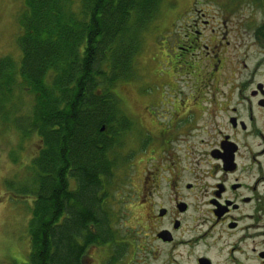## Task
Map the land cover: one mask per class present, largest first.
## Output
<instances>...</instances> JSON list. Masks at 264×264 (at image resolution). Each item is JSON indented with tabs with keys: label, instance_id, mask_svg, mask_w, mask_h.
<instances>
[{
	"label": "trees",
	"instance_id": "16d2710c",
	"mask_svg": "<svg viewBox=\"0 0 264 264\" xmlns=\"http://www.w3.org/2000/svg\"><path fill=\"white\" fill-rule=\"evenodd\" d=\"M23 2L20 60L0 57V133L21 123L18 139L38 138L32 188L18 190L34 195L27 264H83L115 239L111 188L132 125L116 90L136 79L141 34L162 0ZM253 35L264 47V21Z\"/></svg>",
	"mask_w": 264,
	"mask_h": 264
},
{
	"label": "flooded vegetation",
	"instance_id": "af4514ba",
	"mask_svg": "<svg viewBox=\"0 0 264 264\" xmlns=\"http://www.w3.org/2000/svg\"><path fill=\"white\" fill-rule=\"evenodd\" d=\"M195 26L198 30L179 35L187 44L176 47L182 53L172 36L173 54L180 59L198 45L210 48L198 41L203 31ZM203 28L209 41L216 30ZM228 45L227 39L220 42L221 49ZM220 48H211L218 62L210 76L221 63ZM246 61L238 66L248 68ZM261 65L255 63L238 90H206L201 101L194 91L180 99L173 91L178 101L169 121L156 124V131L139 124L151 152L144 193L136 192L135 204L147 212L130 227L132 261L140 252L139 264H264V82L253 80ZM2 254L0 264H7Z\"/></svg>",
	"mask_w": 264,
	"mask_h": 264
},
{
	"label": "rangeland",
	"instance_id": "374dc122",
	"mask_svg": "<svg viewBox=\"0 0 264 264\" xmlns=\"http://www.w3.org/2000/svg\"><path fill=\"white\" fill-rule=\"evenodd\" d=\"M23 9V0H0V57L8 56L15 63L19 62L21 55L17 37L21 32ZM206 20L208 23L203 22ZM263 21L264 0H162L156 18L141 34L136 79L120 83L116 90L132 125L121 152L128 160L117 171L116 181L111 188L115 191L110 200L115 239L109 245L92 246L83 264H106L115 255L114 250L122 256H116L114 261L107 264H139L140 252L132 261L129 236L133 233L130 227L142 220V214L147 212L145 207L135 204V199L136 192L144 193L145 158L151 152L139 124L156 131V124L169 121L174 111L173 105L177 106V99L188 95L190 91H194L193 94L199 96L197 99L201 101L206 90H238L258 61L262 65L253 80L264 82V47L255 41L253 35V31ZM195 24L203 31L198 41L207 42L210 48L198 45L197 49L185 52L187 54L184 53L180 59L173 54L172 36L177 35L174 47L182 53L184 50L176 47L186 48L187 44L179 35L182 36V31L186 33L187 29L193 32ZM203 25L216 30L209 41L204 40L209 30H205ZM225 27L228 31L233 30L223 34L222 28ZM245 30L247 40L242 43L240 33ZM224 39L229 41V45L221 49L220 42L224 45ZM214 44L221 49V63L217 72L210 76L211 66L218 62L211 54ZM207 52L209 58L204 60ZM190 53H194L193 59L189 58L192 56ZM244 58H247L248 68L242 67V64L238 66V62ZM184 60L193 63L192 69L188 67L189 64L183 63ZM179 62L183 64L180 66ZM207 65L210 66L205 69ZM173 91L179 96L176 101ZM22 102L25 105L20 106L18 111L26 113V107L31 103L30 97L26 96ZM215 121L219 122V119ZM17 126L21 127V123L8 125L4 134L0 133V252L7 264H27L30 249L28 223L34 195L23 194L18 190L32 188L30 165L38 151V138L21 141L16 134ZM15 156L19 162L12 160Z\"/></svg>",
	"mask_w": 264,
	"mask_h": 264
},
{
	"label": "water",
	"instance_id": "95a60500",
	"mask_svg": "<svg viewBox=\"0 0 264 264\" xmlns=\"http://www.w3.org/2000/svg\"><path fill=\"white\" fill-rule=\"evenodd\" d=\"M103 128H104V127H101V129H100V130L102 131V130H103Z\"/></svg>",
	"mask_w": 264,
	"mask_h": 264
}]
</instances>
